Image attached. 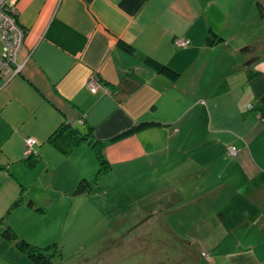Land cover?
<instances>
[{"label":"crops","instance_id":"obj_1","mask_svg":"<svg viewBox=\"0 0 264 264\" xmlns=\"http://www.w3.org/2000/svg\"><path fill=\"white\" fill-rule=\"evenodd\" d=\"M16 6L27 37L21 72L0 71V232L12 228L40 245L33 221L45 214L37 191L45 188L43 176L62 170L74 184L92 181L98 169L92 147L65 156L49 142L64 123L109 142L154 122L160 126L110 142L105 151L113 172L130 171L138 188L144 180L151 191L137 224H148L142 236L162 230L173 239L168 246L176 243L182 256L169 255V264H264V0H16ZM211 32L224 42L209 46ZM176 39L191 44L177 48ZM148 59L179 80L158 74ZM94 75L106 90L91 92ZM29 138L38 142L37 158L26 156ZM232 146L237 157L229 154ZM124 236L140 237L121 233V248ZM32 263L0 233V264Z\"/></svg>","mask_w":264,"mask_h":264},{"label":"rangeland","instance_id":"obj_2","mask_svg":"<svg viewBox=\"0 0 264 264\" xmlns=\"http://www.w3.org/2000/svg\"><path fill=\"white\" fill-rule=\"evenodd\" d=\"M98 171L99 161L98 169L90 173L92 186L83 195H76L80 183L69 182L67 171L43 176L45 188L37 191L45 214L33 221L37 227L33 235L40 244L33 245L55 254L54 264H169V255L181 258V248L176 243L168 246L173 239L162 230L149 237L142 236L148 234L147 222L137 227L150 201L145 181L140 180L138 188L130 171L101 176ZM143 198L146 201L139 203ZM130 231L140 237L124 236L121 248V233Z\"/></svg>","mask_w":264,"mask_h":264},{"label":"trees","instance_id":"obj_3","mask_svg":"<svg viewBox=\"0 0 264 264\" xmlns=\"http://www.w3.org/2000/svg\"><path fill=\"white\" fill-rule=\"evenodd\" d=\"M260 7L261 6L259 5V8ZM223 42L224 39L220 38L214 32H211L208 39L209 46H214L217 44H221ZM119 46L124 51L130 54L134 53V49L122 41L119 42ZM146 63L149 67L154 69L158 74L174 82L178 81L180 78V74L176 73L168 66L156 60L148 59ZM159 126H160L159 124L154 122L140 123L130 128L129 130L123 132L122 134L118 135L111 141L103 142L95 138L94 130L91 128L81 129L74 127L68 123H64L58 129L60 131L57 130L58 132L56 131L51 136L49 142L54 148H56L61 154L65 156H70L76 150L80 149L83 145H89L90 147H92L97 157V160L99 161L98 176H101L107 173H111L113 171V167L109 163L105 155L106 146L110 142H118ZM92 183L93 182L89 180L81 181L76 191V195H83L88 193L92 186ZM9 232L11 233L8 234ZM0 233L2 234L3 238L6 241L12 244L20 253L24 254L34 264H54L53 258L55 257V254H49L48 252H46L48 248L42 249L41 247L35 246L30 242L21 239L12 228L3 230Z\"/></svg>","mask_w":264,"mask_h":264},{"label":"built area","instance_id":"obj_4","mask_svg":"<svg viewBox=\"0 0 264 264\" xmlns=\"http://www.w3.org/2000/svg\"><path fill=\"white\" fill-rule=\"evenodd\" d=\"M0 34L3 43V53L0 55V71L11 72L13 76L19 74L22 67L18 65V55L24 47L27 30H25L19 22V12L16 6V0H0ZM177 48H187L190 46V41L176 39L174 42ZM88 88L92 93L96 94L102 88H105L97 75L92 76L89 80ZM264 122V118H262ZM38 142L33 138L26 140V156L29 159L37 158L36 150ZM229 154L232 157H237L239 150L232 146L229 149ZM202 256L211 260L207 253Z\"/></svg>","mask_w":264,"mask_h":264},{"label":"bare ground","instance_id":"obj_5","mask_svg":"<svg viewBox=\"0 0 264 264\" xmlns=\"http://www.w3.org/2000/svg\"><path fill=\"white\" fill-rule=\"evenodd\" d=\"M61 129H62V128H61ZM58 131H60V130H58ZM58 131H57V132H58ZM7 170H8V169H7ZM7 229H8V228H7ZM6 232H7V231H6ZM10 233H11V232H9L8 234H10ZM3 234H4V233H3Z\"/></svg>","mask_w":264,"mask_h":264}]
</instances>
